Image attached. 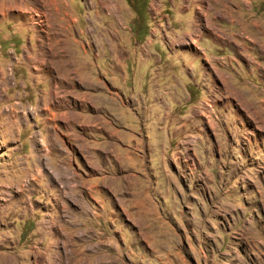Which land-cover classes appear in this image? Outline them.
Returning <instances> with one entry per match:
<instances>
[{
  "label": "rangeland",
  "instance_id": "rangeland-1",
  "mask_svg": "<svg viewBox=\"0 0 264 264\" xmlns=\"http://www.w3.org/2000/svg\"><path fill=\"white\" fill-rule=\"evenodd\" d=\"M52 1L0 0V264H264V21L259 38H231L199 8L204 40L183 37L195 33L181 5L61 0L87 17L75 26L93 47L98 12L116 16L103 32H127L103 40L131 54L127 108L108 100L112 136L80 132L91 118L77 112L72 130L90 151L74 140L68 160L51 135L39 162L63 174L31 181L17 150L26 155L32 99L48 90L31 56L56 30Z\"/></svg>",
  "mask_w": 264,
  "mask_h": 264
},
{
  "label": "crops",
  "instance_id": "crops-1",
  "mask_svg": "<svg viewBox=\"0 0 264 264\" xmlns=\"http://www.w3.org/2000/svg\"><path fill=\"white\" fill-rule=\"evenodd\" d=\"M162 2H168L174 6L175 4L177 6L181 5L179 7L180 16L190 13L189 19L194 26L195 35L191 36L189 33H185L183 37L187 36L188 38L204 40L210 38V34L204 30L203 26L196 24L194 19L199 8H202L204 17L211 13L218 15L216 19L218 22L217 27L231 38H239L237 35L253 39L259 38V20L264 21L263 0H177L176 3L172 0H162ZM247 3H252V7L247 9ZM50 5L53 9L52 21L56 24V30L50 34V38L48 37L47 47L43 48L41 46L39 48L38 45L36 54L31 56V61L34 64L31 67L32 71L34 73L43 71L48 74L47 78L40 79L38 82V85L41 86L48 83V90L46 92L38 90L37 96L32 99L34 103V105H30L33 112L32 121L26 124H33L31 126L33 131L27 135V143H31V145L27 148L26 155L21 153V146L17 150L21 159L25 162V164H21V168L28 172L25 177L29 176L31 181L40 180L42 182L49 181L47 171H51L52 175L56 173L58 177L63 174L62 169L58 168L61 165L56 163L57 160L48 159L44 153V157L48 159L46 161H49L47 166L46 163L41 164L39 162V151L41 149L44 151L45 148V151L48 152L51 145H47V142L51 141V135H54L55 142H60V145H62L61 149L63 150L59 156L63 157V154H67L68 160L71 159L65 147L73 149L76 147V144L73 143L74 140L79 141L82 139L83 141L85 139L83 134L78 133L79 131H104L106 135H115L117 127H115L114 114L116 109L113 107L117 104H111L108 100H118L122 107L127 108L126 100L121 91L122 87L127 86L129 80V66L127 63L131 55L127 51L126 43L123 41L121 42L125 44L124 47L119 46L117 41H110V45L105 47L107 43H104V39H106V42L115 38L118 40L128 39L125 30V32H120L119 29L105 30V32L101 30L104 21L113 23L116 21V16L103 15L100 12L94 15L93 21L96 29L98 28L95 44L100 45L93 47L92 43L94 44V42L84 41L85 35L91 34L86 32L87 28L81 29L75 26L76 24L85 23L87 20L85 15L81 18L75 16L67 1H65L62 10L61 0H53ZM97 5L93 7H101V5ZM250 12H253L258 21L254 19L255 22H253L252 15L249 16ZM228 22L238 23L239 34L231 31L234 30L232 28L234 25L230 27ZM144 60L145 58L141 60L139 67L143 65L142 61ZM103 97H106L107 100H104ZM77 112L91 119L86 120L84 123L78 122L76 128L79 131L74 132L72 128H74L75 120L78 119ZM36 125L38 126L36 127ZM40 131H42V134H40ZM34 136L37 137L40 144L38 142L34 143ZM66 138L69 139L68 143H65ZM22 146L24 147V145ZM85 147L87 151H90L86 145ZM51 150L54 149L51 148ZM74 158H72V161Z\"/></svg>",
  "mask_w": 264,
  "mask_h": 264
},
{
  "label": "bare ground",
  "instance_id": "bare-ground-1",
  "mask_svg": "<svg viewBox=\"0 0 264 264\" xmlns=\"http://www.w3.org/2000/svg\"><path fill=\"white\" fill-rule=\"evenodd\" d=\"M43 1H45V4L47 5V4L50 3L51 0H43ZM41 64H42V63H41ZM41 66H42V65H41Z\"/></svg>",
  "mask_w": 264,
  "mask_h": 264
}]
</instances>
